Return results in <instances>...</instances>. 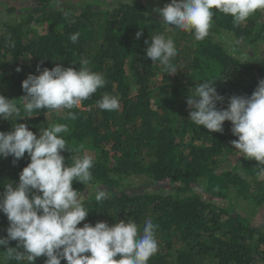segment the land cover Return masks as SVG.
<instances>
[{"label": "trees", "instance_id": "1", "mask_svg": "<svg viewBox=\"0 0 264 264\" xmlns=\"http://www.w3.org/2000/svg\"><path fill=\"white\" fill-rule=\"evenodd\" d=\"M170 2L0 0V94L21 109L18 116L0 118V131L24 123L39 137L40 130L66 124L69 131L58 134L72 150L62 151L65 164L84 154L93 158L90 186L73 182L89 212L78 227L131 219L142 232L151 220L158 225V252L148 264H264V228L253 223L264 209L261 165L234 149L231 141L238 138L231 122H224L223 132H211L190 121L186 103L207 81L216 82L225 97L219 109H226L232 95L253 93L264 78V10L239 26L231 15L214 10L209 36L198 41L194 32L160 21L154 9ZM38 27H46L45 33ZM74 33H79L75 43ZM159 34L174 42L175 75L146 55L145 41ZM82 61L103 74L104 87L70 110L39 109L31 117L24 112L22 82L29 74L39 75L38 65L79 70ZM106 94L119 98L118 110L98 107ZM69 111L75 120L64 118ZM235 155H241L235 167L223 171L222 160ZM28 163L27 153L16 164L12 156L0 157V194L7 184L19 182ZM137 179L147 188L134 186ZM96 186L107 190L108 199L95 200ZM8 226L0 212V237L7 236ZM18 244L10 241L7 247L23 251ZM7 247L0 246V264H28L9 258ZM46 259L38 257L35 264Z\"/></svg>", "mask_w": 264, "mask_h": 264}, {"label": "clouds", "instance_id": "2", "mask_svg": "<svg viewBox=\"0 0 264 264\" xmlns=\"http://www.w3.org/2000/svg\"><path fill=\"white\" fill-rule=\"evenodd\" d=\"M214 10L231 15L235 26H239L257 10H264V0H171L164 7H157L163 24L194 32L195 39L203 41L209 36ZM143 31L136 33L139 39ZM79 33L71 35L77 42ZM146 55L153 63L159 61L164 69L175 75L178 68L171 63L177 50L171 38L163 34L151 36ZM64 67L57 64L52 69L37 66L36 74H29L22 82L26 93L23 96V110L31 117L39 109H73L80 106L106 80L101 73L84 67ZM17 72L22 71L17 67ZM216 82L198 84L189 94L186 103L190 109V121L211 132H223L224 122H231V132L238 139L231 141L234 149L247 159L259 162V175L264 176V78L258 81L253 93L232 95L227 99L226 109H219L218 102L225 97L215 87ZM101 110L116 111L120 108L119 98L104 95L97 101ZM20 107L0 94V118L18 116ZM65 119L75 120V113L69 111ZM66 124H54L40 130L39 137L24 123H17L13 130L0 131V157H13L16 164L25 153L30 163L19 174L18 183L4 186L0 194V212L7 216V236L0 237V246L7 247L10 241H18L23 251L7 247L9 258L27 260L35 264L38 257L45 256V264H148L158 252L155 225L146 220L142 232L131 219L120 220L112 225L106 221H85L89 212L84 207V197L73 188V182L90 186L93 179L90 169L93 158L84 154L76 156L71 165L65 164L62 151L68 149L66 140L58 135L68 132ZM73 158V155L72 157ZM106 189L96 186L95 200L108 199ZM119 258L117 259V257Z\"/></svg>", "mask_w": 264, "mask_h": 264}, {"label": "rangeland", "instance_id": "3", "mask_svg": "<svg viewBox=\"0 0 264 264\" xmlns=\"http://www.w3.org/2000/svg\"><path fill=\"white\" fill-rule=\"evenodd\" d=\"M4 6H2V4L0 5V9H3ZM37 31L39 34H44L45 31H46V27H38L37 28ZM263 56V55H262ZM241 158V155H235V156H232V157H227L225 159L222 160L221 162V169L223 171H231L235 165L237 164L238 160ZM133 180H130L129 182L131 183ZM144 180H140V179H137L134 183V186H138V188L140 189H143L144 188H147L146 184L144 185ZM157 188H153L152 190H155ZM220 205H222L223 203H219ZM264 212V209H260L259 210V213L257 215V217L253 220V223L258 226V227H262L264 228V214H261Z\"/></svg>", "mask_w": 264, "mask_h": 264}]
</instances>
